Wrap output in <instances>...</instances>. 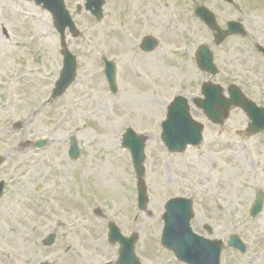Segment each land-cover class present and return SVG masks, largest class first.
Wrapping results in <instances>:
<instances>
[{
	"label": "rangeland",
	"instance_id": "374dc122",
	"mask_svg": "<svg viewBox=\"0 0 264 264\" xmlns=\"http://www.w3.org/2000/svg\"><path fill=\"white\" fill-rule=\"evenodd\" d=\"M83 1L64 0L80 31L76 38L66 33L76 78L54 97L62 56L50 14L32 1L0 0V264H100V247L106 264H116L109 222L124 236L137 235L140 264H183L159 243L164 203L178 197L193 199L194 233L224 245L235 234L245 244L242 253L225 246L220 264H264V204L249 215L256 190L264 192V132H246L237 108L222 126L213 125L193 103L210 81L224 95L235 84L264 107V69L253 50L255 42L264 44V0H108L100 22L85 11L75 14ZM197 6L211 10L220 27L239 20L246 35L215 46L194 14ZM147 35L158 40L150 53L139 49ZM199 44L213 52L217 75L196 66ZM102 56L115 64V94ZM177 94L202 124L203 140L169 153L160 122ZM127 127L145 136L142 211L130 154L121 146ZM70 136L80 149L77 160L67 157ZM39 139L45 145L35 148ZM50 233L54 243L43 246Z\"/></svg>",
	"mask_w": 264,
	"mask_h": 264
},
{
	"label": "water",
	"instance_id": "95a60500",
	"mask_svg": "<svg viewBox=\"0 0 264 264\" xmlns=\"http://www.w3.org/2000/svg\"><path fill=\"white\" fill-rule=\"evenodd\" d=\"M36 4H42L53 17V22L60 33L61 45L63 47V67L60 77L53 89V95H60L64 89L73 81L75 77V62L74 57L64 48V30L76 35L75 26L67 14L62 0H34ZM102 0H86L85 8L89 10L97 19L101 17ZM79 10V6L77 7ZM196 14L202 19L209 28L215 29V42L219 43L227 34L240 32L242 30L234 23L228 24L226 31L220 30L211 14L203 8H198ZM155 47L153 39L145 40L141 44V48L150 51ZM197 65L204 71L210 74H216L217 70L211 62V53L209 49L201 45L196 53ZM104 73L107 78L110 90L115 93L116 87L114 83V68L113 65L104 60ZM203 98L196 100V104L203 110L208 119L214 123L221 124L227 116V111L230 106L239 107L244 110L247 117L250 119L248 129L251 132H260L264 130V110L257 107L254 102L246 99L238 88L231 86L228 88L229 97L222 96L221 87L216 84L205 82L202 87ZM161 139L169 151H182L187 144L197 145L201 141V125L191 119L188 113L186 101L183 97L177 96L174 101L168 106L166 119L161 123ZM43 145L42 141L36 142V146ZM122 145L127 147L131 154L133 167L137 176V200L140 209H143L147 202L145 195V186L142 180L143 176V146L144 137L137 136L128 128L124 134ZM70 159H77L79 149L74 137L70 138L68 149ZM2 158H0V163ZM3 184L0 182V196ZM263 195L258 193L256 200L253 203L250 214L256 216L262 209ZM166 212L163 216L164 228L161 236L162 245L174 252L175 256L188 264H219V254L221 250L220 241H210L199 237L192 233L189 227V220L192 217L191 200L188 199H171L166 203ZM209 230V228H206ZM136 235L131 237L122 236L118 229L113 224H109L108 240L110 242L119 243V257L117 264H139L135 257L133 246L136 242ZM54 241V235H48L43 241L44 245H50ZM229 245L244 250L243 244L236 236H230ZM47 264V263H44Z\"/></svg>",
	"mask_w": 264,
	"mask_h": 264
},
{
	"label": "bare ground",
	"instance_id": "6f19581e",
	"mask_svg": "<svg viewBox=\"0 0 264 264\" xmlns=\"http://www.w3.org/2000/svg\"><path fill=\"white\" fill-rule=\"evenodd\" d=\"M108 258H109V255H107V252L104 249V247L103 248L100 247V264H106V261H107Z\"/></svg>",
	"mask_w": 264,
	"mask_h": 264
},
{
	"label": "flooded vegetation",
	"instance_id": "af4514ba",
	"mask_svg": "<svg viewBox=\"0 0 264 264\" xmlns=\"http://www.w3.org/2000/svg\"><path fill=\"white\" fill-rule=\"evenodd\" d=\"M254 60L256 61L257 64L261 66V69H264V60L262 59L261 56L254 58ZM240 69H242V67Z\"/></svg>",
	"mask_w": 264,
	"mask_h": 264
}]
</instances>
